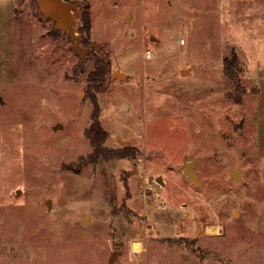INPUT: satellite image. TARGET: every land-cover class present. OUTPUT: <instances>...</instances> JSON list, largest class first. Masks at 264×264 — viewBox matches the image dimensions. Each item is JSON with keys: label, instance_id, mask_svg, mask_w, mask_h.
<instances>
[{"label": "rangeland", "instance_id": "1", "mask_svg": "<svg viewBox=\"0 0 264 264\" xmlns=\"http://www.w3.org/2000/svg\"><path fill=\"white\" fill-rule=\"evenodd\" d=\"M69 1L109 62L104 145L134 158L93 155L84 133L96 54L35 0H0V264H264V0Z\"/></svg>", "mask_w": 264, "mask_h": 264}, {"label": "trees", "instance_id": "2", "mask_svg": "<svg viewBox=\"0 0 264 264\" xmlns=\"http://www.w3.org/2000/svg\"><path fill=\"white\" fill-rule=\"evenodd\" d=\"M76 32L80 36L81 44L87 46L89 42V34L91 30V24L89 14L87 11H82L80 18L78 19ZM90 53L96 54L95 63L93 68L88 72V94L93 103V112L91 114V123L84 130L85 135L88 137L91 152L93 155L100 157H129L134 158V154L127 149V146L122 148L113 149L104 145L106 138L108 137L107 131L102 128L99 121V106L96 100L97 92L103 90L105 75L109 71V62L105 57L96 53V50L90 49ZM237 64L233 61H227L224 67V74L228 79H235L237 76Z\"/></svg>", "mask_w": 264, "mask_h": 264}, {"label": "water", "instance_id": "3", "mask_svg": "<svg viewBox=\"0 0 264 264\" xmlns=\"http://www.w3.org/2000/svg\"><path fill=\"white\" fill-rule=\"evenodd\" d=\"M38 10L40 13L48 18L53 27L56 30L66 32L67 36L71 40V44L73 48L78 51L81 56H84L90 49L96 50V43H90L87 46L81 44V39L78 33L76 32L77 21L80 18L82 11L79 8L77 3L71 2L69 0H35ZM183 72V71H181ZM112 76L117 78L126 77L119 69H115L112 71ZM187 159L183 166L182 173L191 179L193 184H198L197 171L194 169V166L197 161V157L192 154L186 156ZM239 167H235L229 170V174L236 180L239 179ZM153 179L162 182V176L158 175L157 177H153L150 175L148 177V181L152 182ZM47 206H50V201L46 200ZM87 217L82 218L84 222H86ZM116 251L112 254L111 262L115 259Z\"/></svg>", "mask_w": 264, "mask_h": 264}, {"label": "crops", "instance_id": "4", "mask_svg": "<svg viewBox=\"0 0 264 264\" xmlns=\"http://www.w3.org/2000/svg\"><path fill=\"white\" fill-rule=\"evenodd\" d=\"M260 8H262L263 10H262V13H263V15H264V3L261 5V7ZM264 17V16H263ZM262 28H264V25L263 24H261L260 25V30H262ZM263 77H264V74H263ZM256 92H257V94H258V96H259V108H260V95L261 94H264V79H262L261 78V80H260V75H259V79H258V84L256 85ZM259 112H260V109H259ZM259 118H260V115H259ZM138 164H140L139 162H138ZM137 173V172H136ZM133 174V173H132ZM138 174V176H140L139 175V172L137 173ZM137 174L135 175L134 174V177H138L137 176ZM134 177H132V178H134ZM135 180V179H134ZM130 183H132V181H131V179L129 180V183H128V189H129V197H128V199L126 200V203H127V205H130L129 203H128V201L132 198L131 197V190H130V188H131V185H130ZM135 192H136V190H135ZM132 208H134L136 211H139V209L142 207V204L141 203H138V202H136V203H134V205L132 206V205H130Z\"/></svg>", "mask_w": 264, "mask_h": 264}, {"label": "bare ground", "instance_id": "5", "mask_svg": "<svg viewBox=\"0 0 264 264\" xmlns=\"http://www.w3.org/2000/svg\"><path fill=\"white\" fill-rule=\"evenodd\" d=\"M212 229H213V227L207 226L205 231L206 232H210V233L220 232V227L215 228V230H212ZM132 246H133V251H135V252H139L140 251L141 247L139 246L138 242H133Z\"/></svg>", "mask_w": 264, "mask_h": 264}, {"label": "built area", "instance_id": "6", "mask_svg": "<svg viewBox=\"0 0 264 264\" xmlns=\"http://www.w3.org/2000/svg\"><path fill=\"white\" fill-rule=\"evenodd\" d=\"M144 55L147 58H151V57H153L154 53H153L152 50H150L149 48H147V49L144 50ZM141 195H144L145 196L144 193H141Z\"/></svg>", "mask_w": 264, "mask_h": 264}, {"label": "flooded vegetation", "instance_id": "7", "mask_svg": "<svg viewBox=\"0 0 264 264\" xmlns=\"http://www.w3.org/2000/svg\"><path fill=\"white\" fill-rule=\"evenodd\" d=\"M186 162V161H185ZM195 169V168H194Z\"/></svg>", "mask_w": 264, "mask_h": 264}]
</instances>
